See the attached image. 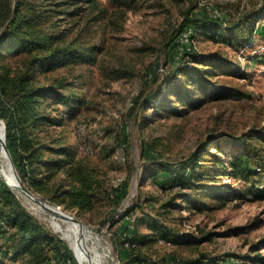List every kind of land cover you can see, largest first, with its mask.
Listing matches in <instances>:
<instances>
[{
  "label": "rangeland",
  "instance_id": "obj_1",
  "mask_svg": "<svg viewBox=\"0 0 264 264\" xmlns=\"http://www.w3.org/2000/svg\"><path fill=\"white\" fill-rule=\"evenodd\" d=\"M55 1L62 4L58 27L69 31L67 40L79 44L83 56L42 74L47 86L63 83L59 89L69 97L68 105L49 100L47 112L58 121L45 127L52 130L47 142L71 148L72 170L81 164L89 168L91 173L84 174L91 180L86 185L89 205L71 206L72 200H81L76 196L51 198L54 185L60 194L56 179L40 189L19 174L11 155L22 182L48 204L90 226L104 264L119 262L115 233H132L128 213L137 217L140 232L150 236L140 244L142 250L158 260L178 256L202 257L208 264H244V259L264 264V189L249 194L251 183L264 188V169L248 179L229 174L227 162L243 147L221 141L226 135L257 134L254 145L264 154V16L253 19L264 0H45ZM211 8L221 12L230 29L205 30L191 43L176 41L174 47L182 25L195 14L213 15ZM194 52L240 66L239 78L220 79L234 90L228 97H204L195 103L173 104L167 95L158 108L159 99L153 96L180 79L181 63ZM151 78L154 82L149 83ZM193 154L202 164L199 181L181 177L180 188L174 189L171 177L154 175L167 165L164 162L184 165ZM43 156L64 158L49 157V152ZM215 167L219 173H213ZM60 176L67 180L65 188L85 186L65 171ZM15 192L21 206L63 242L71 263L79 264L68 239L54 228L51 214ZM160 237L173 243L158 242ZM17 242L13 238L1 245L0 264H33L29 257L14 256ZM42 259L39 264H57L51 250Z\"/></svg>",
  "mask_w": 264,
  "mask_h": 264
},
{
  "label": "trees",
  "instance_id": "obj_2",
  "mask_svg": "<svg viewBox=\"0 0 264 264\" xmlns=\"http://www.w3.org/2000/svg\"><path fill=\"white\" fill-rule=\"evenodd\" d=\"M94 1L89 0V2ZM61 8L62 4L57 1L47 3L45 0H0V120L4 122L6 145L19 174L31 184L38 183L40 189L47 180H52L54 177L60 194H57L58 190L56 191L57 187L54 185L50 197L64 201L66 197L73 199L76 196V199L81 200H72L70 205L83 209L88 201L85 200L86 185L91 181L90 175L85 178L84 174L91 171L84 164L76 166L74 170L69 168L71 148L51 147L47 138L51 136L52 130L45 128L47 125H55L58 121L55 116L47 112L49 100H60L68 105L69 97L59 89L65 86L63 83L47 86L40 80L42 74L44 71L50 72L58 65H63L66 60L81 59L83 56L80 45L67 40L69 31L58 27L59 22L62 21L58 14ZM260 16H264V5L257 7L253 19L257 20ZM188 26L194 28L193 37L197 38L205 30L230 29V25L223 17L195 14L191 22L182 25L172 44L176 42L180 32ZM188 59L179 67L183 71L180 79L175 78L168 82L163 92L158 91L153 96L154 99H159L158 108L164 105L161 101L168 100L167 95H172L168 101L173 104L195 103L204 97L206 99L228 97L234 86L231 87L220 79L239 78L243 74L237 64L204 57L202 53H191ZM149 81V83L154 82L152 78ZM164 81L162 83H166L167 79ZM262 133L261 139L264 141V130ZM256 135L247 134L244 137L226 135L221 138L222 142H232L243 147L241 153L233 155L227 162L229 168H232L229 174H233L236 178L248 179L264 169L262 149L257 143L254 145L253 139ZM217 141L218 139H215L213 144ZM221 151L223 152L224 149ZM47 152L49 157L58 154L64 158L45 160L43 154ZM164 163L167 165L163 170L156 171L154 175L157 179L163 174H166L165 177H171L173 182L170 187L179 189L181 177L190 183L194 180L199 181L198 168L202 164L198 162L196 154L190 156L184 165L172 166L171 163ZM211 170L214 174L220 172L216 167ZM62 171H65L69 178L74 179L72 181L79 180L81 185L85 186L71 184L70 188H65L67 180L60 176ZM263 189L260 188L259 182L251 183L249 194L256 195ZM130 215L132 213L126 214V217L132 219V233L127 235L115 233L118 237L115 245L120 257L118 264H208V261L204 262L202 257L176 256L170 261L167 260V263L165 260H158L145 254L140 244H145L150 236L140 232L137 217L134 219L133 215ZM122 217L119 215L117 219L121 221ZM4 237L7 238V243L13 238L18 241L15 257L23 255L29 257L31 263L39 264L43 261V254L51 250L56 258L55 263L72 264V258L68 255L63 242L21 206L15 190L0 175V247L6 246V242L2 243ZM161 241L173 243L166 237L158 238V242ZM8 251L9 248L5 253L8 254ZM124 255L127 256L126 259ZM247 262L248 259H244L243 263L247 264Z\"/></svg>",
  "mask_w": 264,
  "mask_h": 264
},
{
  "label": "bare ground",
  "instance_id": "obj_3",
  "mask_svg": "<svg viewBox=\"0 0 264 264\" xmlns=\"http://www.w3.org/2000/svg\"><path fill=\"white\" fill-rule=\"evenodd\" d=\"M0 160L3 162L0 172L5 174L9 183L17 191L21 192L10 152L6 150V136L2 122H0ZM28 199L30 204L36 206L39 211L51 214L54 228L68 239L79 264H104V255L99 247L98 236L89 228L90 226L76 222L74 217L61 209L38 203L36 199L31 197Z\"/></svg>",
  "mask_w": 264,
  "mask_h": 264
},
{
  "label": "water",
  "instance_id": "obj_4",
  "mask_svg": "<svg viewBox=\"0 0 264 264\" xmlns=\"http://www.w3.org/2000/svg\"><path fill=\"white\" fill-rule=\"evenodd\" d=\"M0 122H2L3 126H4V122L2 120H0ZM4 131H5V126H4ZM6 136V135H5ZM6 150L9 152V149L6 145ZM11 155V154H10ZM13 167H14V170H15V174H16V177H17V180L19 182V185H20V191L22 192V194H24L25 196L27 197H31V198H34L37 200L38 203H43L45 205H50L51 208H58V207H55V206H52L51 204H48L47 202H45L42 198L36 196L21 180L15 166H14V163H13ZM0 175L3 177V175L1 174L0 172ZM8 185L13 189V190H16L8 181H7ZM59 209V208H58ZM75 219V218H74ZM76 222H78L76 219H75Z\"/></svg>",
  "mask_w": 264,
  "mask_h": 264
},
{
  "label": "built area",
  "instance_id": "obj_5",
  "mask_svg": "<svg viewBox=\"0 0 264 264\" xmlns=\"http://www.w3.org/2000/svg\"><path fill=\"white\" fill-rule=\"evenodd\" d=\"M213 11V15H211L212 17H222L221 12L216 9L214 10L213 8H211ZM195 34L194 28L192 26H188L186 27L179 35V37L177 38V43L179 44H183V43H191L193 36ZM262 54H263V59H264V48L261 50ZM117 158H119V156H117ZM120 160V159H118Z\"/></svg>",
  "mask_w": 264,
  "mask_h": 264
}]
</instances>
